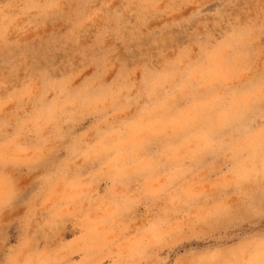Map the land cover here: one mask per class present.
I'll use <instances>...</instances> for the list:
<instances>
[{"label": "rangeland", "instance_id": "obj_1", "mask_svg": "<svg viewBox=\"0 0 264 264\" xmlns=\"http://www.w3.org/2000/svg\"><path fill=\"white\" fill-rule=\"evenodd\" d=\"M53 2L59 7H43ZM259 20L260 0H0V259L5 240L11 248L23 239L57 264H124L154 224L161 234L186 228L152 253L170 264L258 243V138L234 126L213 153L198 127L178 140L184 134L168 123L165 105L174 103L181 73L206 71L194 66L196 53L213 62L220 96L255 75L264 66ZM241 53L254 71L237 77L230 63ZM121 69L131 79L113 84ZM98 153L113 162L101 169ZM117 163L126 180L114 185ZM64 168L80 177L74 202L53 194L64 192ZM236 175L244 177L239 186ZM146 183L190 189L191 203L174 206L167 196L133 203ZM218 204L230 214L213 215Z\"/></svg>", "mask_w": 264, "mask_h": 264}, {"label": "snow or ice", "instance_id": "obj_2", "mask_svg": "<svg viewBox=\"0 0 264 264\" xmlns=\"http://www.w3.org/2000/svg\"><path fill=\"white\" fill-rule=\"evenodd\" d=\"M32 7H41L40 5H32ZM44 8H58L57 3H49L43 6ZM259 30L261 33V44L264 45V0H260V20ZM192 55V53H189ZM198 60L193 62L194 66L203 67L206 69L201 73L200 78H196L191 73H181L177 80V86L171 94L174 101L170 106L165 105V110L169 113L168 123L178 125V129L184 135H179L178 140L186 138L187 131L190 127H198L202 130L201 136L202 144L205 150L215 152L218 137L224 135L225 131L237 127L242 130L249 137L258 138L259 146L262 155H264V66L248 81L240 87H233L227 91L226 95H218L216 84L217 80L213 77L214 64L210 60L203 58V52L196 53ZM230 71L233 75L239 76L242 73L253 72L247 62V57L242 53L239 54L234 61L230 63ZM109 70L104 68L103 72L98 75L101 80V88H104V77ZM121 78L131 79V70L125 76L123 69L112 76V82L115 84ZM206 81L208 82L206 85ZM207 87L206 92H199V89ZM116 103L115 97L118 93H111ZM259 112V123L254 119L256 112ZM221 118L218 122L217 118ZM205 123H200L201 121ZM39 132V129H37ZM39 144V141H37ZM221 150H231L232 146L220 145ZM71 150V147L69 148ZM85 156L88 153L85 152ZM54 158L49 161L50 164L56 166ZM111 153L108 155L97 154V159L94 163H99L101 169L108 167L113 162ZM3 163L7 165L9 160L3 158ZM63 163V161L61 162ZM117 175L113 177V183L126 180V177L121 173V165H115ZM64 180V192L61 195L63 199L68 201H76L82 195L80 184V177L78 174H72L69 169L64 168L61 171ZM244 177L236 175L231 183L239 186V181ZM91 186V185H90ZM227 186V185H226ZM140 195L133 203L148 204L150 201L154 202L163 197H170V202L175 206L177 202L181 205L191 203L192 193L190 189H184L181 193L173 191V185L162 186L160 190H153L146 183L142 188L138 189ZM108 193H105L107 197ZM260 215L264 217V199L259 209ZM231 212L230 208L216 205L213 215L227 216ZM179 215V212L177 213ZM153 234L147 238L145 243L130 259L124 264H170L154 258L152 253L157 247H163L169 239L175 238L177 233L183 232L186 228L179 223L172 232L163 233L156 232V225L151 226ZM146 231H148L146 229ZM27 250V251H26ZM6 258L0 259V264H57L51 259H44L43 253L40 249L35 251L30 250V242L21 240L11 248L7 247V240H5ZM46 251V250H45ZM191 259L186 264H264V233L258 238V243L254 246L248 243H242L232 248L217 247L203 252H193L188 254ZM177 264H185V262L177 260Z\"/></svg>", "mask_w": 264, "mask_h": 264}]
</instances>
